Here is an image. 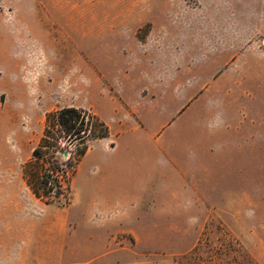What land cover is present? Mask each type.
Listing matches in <instances>:
<instances>
[{
    "label": "rangeland",
    "instance_id": "374dc122",
    "mask_svg": "<svg viewBox=\"0 0 264 264\" xmlns=\"http://www.w3.org/2000/svg\"><path fill=\"white\" fill-rule=\"evenodd\" d=\"M245 49L264 52V0H0V264H264V168L262 189L244 200L206 164L198 206L118 208L102 219L82 206L81 175L93 173L84 156L70 203L37 199L21 174L59 107L91 109L112 140L158 88L180 85L167 128L197 99L185 117L211 124L228 100L207 88L230 85L214 80ZM201 141L217 161L219 145Z\"/></svg>",
    "mask_w": 264,
    "mask_h": 264
},
{
    "label": "crops",
    "instance_id": "0c3cea01",
    "mask_svg": "<svg viewBox=\"0 0 264 264\" xmlns=\"http://www.w3.org/2000/svg\"><path fill=\"white\" fill-rule=\"evenodd\" d=\"M226 80H230L227 87L207 88L228 100L226 109L213 111L211 124H203L199 112L185 117L189 107L200 104L197 99L169 130L168 118L180 107L183 90L180 85L179 90L168 93L158 88L156 95L139 107L137 119L121 124L114 139L96 141L83 157L86 168L93 171L81 175L86 213L92 208L102 219L118 208V213L126 215L133 207L198 206L196 170L206 164L221 169L229 189L242 193L241 200L247 189L261 190L264 52L245 49L237 54L214 83ZM168 105L172 112L166 117ZM202 138L219 145L217 161L215 151L199 152ZM167 142L176 145L175 153H167Z\"/></svg>",
    "mask_w": 264,
    "mask_h": 264
},
{
    "label": "trees",
    "instance_id": "16d2710c",
    "mask_svg": "<svg viewBox=\"0 0 264 264\" xmlns=\"http://www.w3.org/2000/svg\"><path fill=\"white\" fill-rule=\"evenodd\" d=\"M110 135L109 124L91 109L64 106L48 111L31 156L21 165L24 182L45 203H70L81 158L93 142Z\"/></svg>",
    "mask_w": 264,
    "mask_h": 264
},
{
    "label": "water",
    "instance_id": "95a60500",
    "mask_svg": "<svg viewBox=\"0 0 264 264\" xmlns=\"http://www.w3.org/2000/svg\"><path fill=\"white\" fill-rule=\"evenodd\" d=\"M68 154H69L68 151H64V152H63V155H64V156H68Z\"/></svg>",
    "mask_w": 264,
    "mask_h": 264
}]
</instances>
